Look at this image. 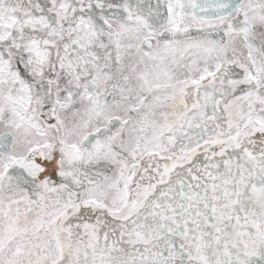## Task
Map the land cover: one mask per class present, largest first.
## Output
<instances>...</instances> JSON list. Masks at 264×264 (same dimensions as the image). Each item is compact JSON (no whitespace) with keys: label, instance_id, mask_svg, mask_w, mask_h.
<instances>
[{"label":"snow or ice","instance_id":"obj_1","mask_svg":"<svg viewBox=\"0 0 264 264\" xmlns=\"http://www.w3.org/2000/svg\"><path fill=\"white\" fill-rule=\"evenodd\" d=\"M0 264H264V0H0Z\"/></svg>","mask_w":264,"mask_h":264}]
</instances>
